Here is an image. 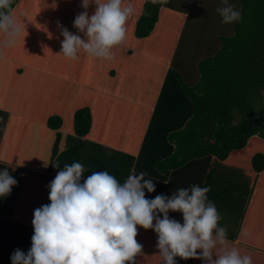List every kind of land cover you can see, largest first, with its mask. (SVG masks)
<instances>
[{
	"label": "trees",
	"instance_id": "obj_1",
	"mask_svg": "<svg viewBox=\"0 0 264 264\" xmlns=\"http://www.w3.org/2000/svg\"><path fill=\"white\" fill-rule=\"evenodd\" d=\"M167 1H131L135 13L127 21L125 40L113 47L112 59L80 53L81 63L76 61L85 67L82 78L90 84L83 85L84 96L79 98L86 96L89 106L77 109L72 117L62 106L64 93L58 88L62 80L59 76L76 81L80 79L79 71L66 74L57 65L47 63L51 64L52 58L48 52L51 37L42 44L38 40L31 55L24 50L13 54L6 50L20 61L6 60L9 64L0 74H14L13 63L21 62L26 69L17 73V84L11 83V76L9 83L0 82V170L7 169L17 181L10 194L0 198V215L13 213L17 196L22 197L21 203L23 198L31 200L27 184L35 189V181L26 175L23 178L15 166L50 177L54 172L56 176L65 164L80 162L86 170L83 179L93 171H108L123 183L130 174L144 172L145 179H152L155 184L154 192L145 189L147 199L160 194L170 197L177 189L193 184L208 186L207 196L222 219L241 221L242 207L259 178L264 179V0H231L241 13L235 34L216 37L213 45L219 41L220 49L198 65H183L181 69L170 66L166 70L161 48L166 45V58H176V46L179 50L181 45L170 50L169 44L174 41L163 30L171 27L173 21V25L179 22V16L168 20L165 14L161 15ZM81 3L82 0H14L11 14L15 17L22 9L32 17L39 7L36 19L46 30L52 31L50 26L57 25L84 38L73 27L75 17L85 11ZM87 11L91 15L94 8ZM43 18L51 22L55 18L59 24L53 20L49 26ZM157 30L162 43L159 51L154 46ZM4 39L0 33V48L4 47ZM52 39V45L57 47L55 59L70 65L72 61L60 54L63 36ZM146 40L149 43L143 46L141 43ZM142 47L149 48L148 54L140 53ZM42 75L48 84L57 86H52L56 99L40 106L33 92L41 90L44 83L40 82L42 85L38 84L34 91L28 84ZM158 87L160 93L150 98L144 114L141 92H157ZM48 196L49 190L35 206L50 203ZM23 202L28 208L33 204ZM5 204L12 209L5 210ZM169 216L182 222L179 212L170 211ZM240 227L241 224L235 225L234 231H227L229 240L237 241ZM137 233L139 243L157 240L152 229L137 226ZM4 237L8 244L10 231ZM154 260L164 264L158 248ZM176 260L177 264H203L200 259Z\"/></svg>",
	"mask_w": 264,
	"mask_h": 264
},
{
	"label": "clouds",
	"instance_id": "obj_2",
	"mask_svg": "<svg viewBox=\"0 0 264 264\" xmlns=\"http://www.w3.org/2000/svg\"><path fill=\"white\" fill-rule=\"evenodd\" d=\"M13 3L0 0L5 47L14 46L21 33L11 14ZM90 4L95 5L91 15ZM221 4L216 11L222 23L241 20L234 4L229 0ZM81 7L85 11L75 17L73 27L84 38L62 28L60 54L70 60L78 59L81 52L112 59L113 47L126 38L134 5L131 0H82ZM85 172L80 162L65 164L57 172L47 186L50 203L34 210L31 247L27 253L16 249L11 264H135L143 247L136 240L137 226L157 234L156 247L164 264H177L176 257L200 259L203 264H252L251 256L228 246L227 228L219 224L222 217L207 196L210 187L193 184L170 197L160 194L147 199L145 189L154 192L155 184L145 179L144 172L130 174L123 183L108 171H93L83 179ZM16 184L7 169L0 170V198ZM170 211L181 213L182 222L170 218Z\"/></svg>",
	"mask_w": 264,
	"mask_h": 264
},
{
	"label": "rangeland",
	"instance_id": "obj_3",
	"mask_svg": "<svg viewBox=\"0 0 264 264\" xmlns=\"http://www.w3.org/2000/svg\"><path fill=\"white\" fill-rule=\"evenodd\" d=\"M171 4H174L184 10H188L189 17H190V24L188 25V29L182 37V43L180 45V49L178 50V47L176 46V66L178 69H181L183 65L186 66H192L198 65L199 62L207 57H204V55L207 53L205 51L206 44H203L200 40H207L208 46L211 48L214 46V40L216 37H230L233 33V24H224L221 22L222 18L217 13L216 9L218 6H222L221 0H170ZM234 4V3H231ZM236 10L239 11L238 7L236 6ZM39 12V10H38ZM29 13V12H28ZM15 18L18 21V23L21 26V33L19 38L17 39L16 43L12 47H2L0 48V73L5 69L4 67L8 66V62L6 60H11V62L14 61H20L14 56H10L7 52H11L12 54L17 50H24L26 55L30 54L31 52L35 51V45L36 42L40 40V44L44 42V39L47 37L50 38L49 46V54L52 56L51 64L47 62L50 66L55 67L57 65V68L60 70H66V71H79L78 77L79 80L72 81L67 77L66 75L61 74L59 77L62 78L60 81L61 84L58 86L59 90L63 92L64 94L61 95L62 98V106L66 110L68 114L72 117V114L82 106H89L86 101L88 100L87 97L79 98L80 96H84L82 94L83 90L81 88L84 84L89 85L90 83L85 81L82 76V72H84V68H81V64H79L77 61L81 63V58H78L76 60H71L72 63L70 65H66L63 60H60V62L55 59L57 57L56 51L57 47H54L52 45V42L54 40L53 37H59L61 35L59 32L62 30L57 25H53L50 28H53L54 30H46L44 26L34 17L32 19L31 15L24 14V10L22 9L15 14ZM46 23L50 26V23L52 22L49 19L43 18ZM56 21V20H55ZM59 22V21H58ZM59 24V23H56ZM189 30V31H188ZM48 32H51L52 34H49ZM204 33V36H203ZM5 48V49H4ZM32 48V49H31ZM10 53V54H11ZM31 55V54H30ZM55 62L54 64L52 63ZM6 62V63H5ZM57 62V63H56ZM68 62V61H67ZM14 67L12 68L14 70V74L3 76L0 74V82L2 83L3 80L7 83L10 81V76L13 77V81L11 83L16 84L19 82L15 78L18 76L17 73H20L22 70H25L26 68L23 65H20V63H13ZM83 69V70H82ZM23 72V71H22ZM40 82L44 83V86L41 90H35L38 84H41ZM4 83V82H3ZM25 84H28L27 81L24 82ZM46 76L42 75L41 77H36L32 80L31 85L28 84L29 89L33 92V96L35 98L36 102H40L41 105H45L51 100H55V90L52 88V86H57L56 84H48ZM42 85V84H41ZM18 89V88H17ZM19 90V89H18ZM57 94V93H56ZM92 104L90 105V107ZM145 114V112L143 111ZM14 168H17L16 166ZM31 176L35 177L34 183L41 184L43 186H48V184L54 180L53 177H55V172L51 174L49 177L48 175H40L38 173H34L31 171ZM34 174V175H33ZM228 246L232 247L230 244V240L228 239ZM244 250V248H241ZM240 251V250H239ZM245 251V250H244ZM241 252V251H240ZM263 257V256H261ZM198 263V262H197ZM195 263V264H197Z\"/></svg>",
	"mask_w": 264,
	"mask_h": 264
},
{
	"label": "crops",
	"instance_id": "obj_4",
	"mask_svg": "<svg viewBox=\"0 0 264 264\" xmlns=\"http://www.w3.org/2000/svg\"><path fill=\"white\" fill-rule=\"evenodd\" d=\"M132 1V0H131ZM134 1H141V0H134ZM230 3L231 0H229ZM89 8H94L95 9V5L92 4L91 7ZM36 12H34V14L32 15V17H36V14L38 13L39 7L36 8ZM189 11L188 10H184L174 4H171L170 0L167 1L166 7H164L161 15L166 16L168 20H172L175 18V16H179L177 18V21H179L177 24H174V21L171 23L172 26L170 27H164L163 30H167V33L170 34V38L174 41V44H169L170 46H172L170 48V50H174L175 46L179 43H182L180 41H182V37L181 35H185L187 29H188V25L190 24V19H188L189 16ZM58 15V11L56 12ZM176 19V18H175ZM183 19H184V23H183ZM53 20H56L55 18H53ZM186 21V22H185ZM58 21H56L55 23H57ZM236 22H233V27L232 29L234 30L232 35L235 34V24ZM52 27V26H50ZM162 29V27H160ZM189 31V30H188ZM83 35V34H82ZM156 45L155 48L157 51L159 50H163L166 49V45L165 47L160 48V46H162V43H160L159 40V35L160 32L157 30L156 33ZM231 35V36H232ZM180 39V41H179ZM203 44H206L205 48L207 52L204 57H210L212 55L215 54V52H217L220 49V44L219 41L217 43L216 46H213L212 48L210 46L207 47L208 45V41L207 40H200ZM40 42V41H39ZM39 42H37L39 45ZM148 42V40L142 42L141 44L146 45ZM140 43H137L136 47L140 48L141 47ZM131 48L132 47H128ZM179 48V45H178ZM144 49V51H143ZM148 50L149 48L147 47H142L141 49H139L140 53H147L148 54ZM162 51V58L165 62H166V70L170 67V66H176V60L174 57L168 56L166 58V55H164ZM183 68V66L181 67ZM66 74L69 73V70L66 71ZM162 88V85H161ZM161 88L158 87V91H142L141 92V96H140V103L145 102V106L143 107V105L141 106V110L142 111H146V106L149 105L150 103V98L154 97V96H158V94L161 91ZM154 109V104L152 107V112ZM15 170L21 172L25 178V175L28 177H31L33 180L35 177L29 175L31 174L30 172H28L27 170H21L19 168H14ZM34 175V174H33ZM250 182V178L246 180V183ZM26 184V183H25ZM30 188V194H31V200H27L25 198H23V201L27 202V203H33L30 205V208L25 207L23 201L21 203L20 199H22V197L18 198L17 196V206H15L13 209L11 208V206H8L9 204H5L6 209L5 210H13V213L11 215H7V214H1L0 215V264H11V255L13 254V252L16 249H20L23 252L27 253V251L30 249L31 247V237L34 233V229L32 226V219H33V213L34 210L39 208V206H35L36 203L39 202L41 195H46L47 191L49 190L47 186H43L41 184H37V183H33V185L35 187V189H31V185L27 184ZM28 205V204H26ZM2 208V207H1ZM244 215L243 218L238 221L234 220L232 218L226 217L225 219H221L219 221V224L226 227L227 231H234L235 225H240L241 227L238 230V239L237 241H232L230 240V244L232 247L237 248L238 250H240L241 255H249L252 257V264H264V179L262 177L259 178L257 185L252 189V194L250 199L247 201L246 206L242 207ZM178 216V215H176ZM162 218V217H161ZM11 219V221L9 220ZM15 221L16 223L12 222ZM10 231L11 233V240L10 242L7 244L6 237H4V234L6 232ZM236 232V231H235ZM234 233V232H233ZM8 240V239H7ZM153 240V239H152ZM154 239L153 243L147 242L145 243H140L143 247H142V253H140L139 258L136 256L135 258V262L139 263V264H159L157 261H155L154 259H156V252H157V247H156V243L157 240ZM241 248H244L241 249ZM263 256V257H261ZM215 258V257H214Z\"/></svg>",
	"mask_w": 264,
	"mask_h": 264
}]
</instances>
